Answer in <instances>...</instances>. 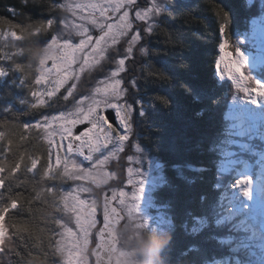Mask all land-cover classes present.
<instances>
[{
    "label": "snow or ice",
    "instance_id": "obj_1",
    "mask_svg": "<svg viewBox=\"0 0 264 264\" xmlns=\"http://www.w3.org/2000/svg\"><path fill=\"white\" fill-rule=\"evenodd\" d=\"M207 2L212 6L222 37L219 43L222 55L215 64L218 79L214 86L226 87L228 91L224 96L217 97L186 84H181V88L193 103H202L205 99L210 105L228 102L223 116V138L208 149L218 157L213 162V188L218 194L211 200L205 194L200 195L202 214L189 211L186 215L190 223L185 220L181 224L185 234L194 242L179 251L169 245L164 252V260L165 264H209V260L204 259V247L196 242L207 232L204 243H215L226 252L223 259L211 260V264H264V0H244L242 5L249 12L256 9L255 14L249 17L250 32L245 36L252 41L253 48H257L256 42L260 41L259 56L246 55L241 48L244 41L239 37L232 42L229 10L217 0ZM23 3L27 7L29 0H23ZM49 7L72 13L75 21L64 19L60 23L64 30L75 29L80 39L78 43H72L70 40L61 42L59 36L53 37L45 50L46 55L39 60L40 78L35 83H44L45 75L51 73L54 86L49 94H52L70 77L79 81L81 74L93 71L104 72V76L95 81L89 94L79 99L73 110L45 117L46 124L20 126L25 131L38 129L44 133L48 145L47 163L40 180L33 181L35 195L29 204L39 201L44 207L36 211L40 213L43 225L51 224L54 228L40 225L30 228V222L24 226L6 223L9 212L17 209L24 196L23 192H13V187L20 188L28 183L27 180L16 179V174L22 170L34 173L39 157L26 154V150H20L11 160L7 156L0 157V260L11 255L24 260L14 237L23 239L21 234L28 233L29 238L34 235L33 247L38 250L35 255L28 251L32 261L47 264L48 258L52 257V264H89L90 237L97 226V209L100 207L103 226L98 230L99 243L93 254L96 264H101L106 252L116 251V227L125 218L137 220L138 227L167 233L175 231L171 203H159L155 197L158 189L171 186L165 175V166L153 160L149 155L150 149L141 143L143 137L134 129V115L136 127H139L157 111L174 110L177 102L168 92L150 97L133 95L130 102L127 98L129 87L137 93L143 92L137 83L140 77L133 76L125 86L122 74L128 72L126 62L134 61L137 52L143 57L149 55L150 49L142 41L147 36L157 35V30L165 33L167 42L175 43L161 18H175L177 12L188 5L179 2L170 5L169 0H147L144 5L138 0H67L66 3H51ZM7 11L13 15L16 13L14 7ZM55 24L57 20L50 17L37 21L35 26L29 24L25 27L18 23L10 26L27 36H34ZM94 32L97 34L94 35ZM8 35L22 38L15 31L3 34L2 38L7 39ZM121 44L123 47H119ZM110 51L112 56H109ZM160 51L155 49L153 53ZM4 59L10 57L4 54ZM49 60L52 66L46 68ZM106 62L113 67L105 70L103 65ZM74 65L78 67L74 68ZM176 67L168 62H162L159 67L149 63L146 70L151 69L149 76L171 83ZM178 67L188 66L180 64ZM16 70L23 71V68L16 64ZM254 72L259 74L253 75ZM7 75L8 70L0 66V77ZM225 81L230 83L225 84ZM32 95L38 97L40 93L33 91ZM71 95L72 91H69L68 96ZM68 96L64 99L67 100ZM109 111L114 114L115 126L107 115ZM205 111L202 108L195 115L201 117ZM85 124L88 127L76 134L77 125ZM27 138L26 135L22 137ZM3 140L4 136L0 133V141ZM255 141L262 143L256 145ZM3 150H12L11 140ZM126 151L128 154L122 157ZM246 154L254 159L245 158ZM122 158L126 161V177L121 186L111 187V195L105 192L102 205L97 199L86 197L85 194L92 193L93 187L100 189L112 181H121L119 173L111 170L110 166L113 163L120 166ZM172 168L178 178L188 185L195 184L197 178L202 180V174L210 170L190 163L175 164ZM186 171L198 176L189 177ZM254 176L258 177L256 186L253 185ZM45 180L72 181L73 186L68 190L56 183L36 187L37 183L42 184ZM47 208L60 215L50 216ZM10 229L15 231L10 232ZM220 232L224 234H218Z\"/></svg>",
    "mask_w": 264,
    "mask_h": 264
},
{
    "label": "trees",
    "instance_id": "obj_2",
    "mask_svg": "<svg viewBox=\"0 0 264 264\" xmlns=\"http://www.w3.org/2000/svg\"><path fill=\"white\" fill-rule=\"evenodd\" d=\"M64 1L43 0L42 3H33L32 0H29L27 7H25L22 0H0V66L8 70L7 76L0 77V133L4 136V140L0 141V157L7 156L11 160L20 150H26V154L39 157L38 167L34 173L22 170L16 174V179L27 180L28 183L20 188L13 187V192H23L24 196L18 203L17 209L10 211L6 217V223L9 224L16 223L24 226L27 222H30L28 225L30 228L32 225L54 228V225L51 224L43 225L40 213L36 211V209L44 207L39 201L29 204V201L35 195L32 191L33 181L40 180L46 167L48 145L41 130L28 129L25 131L20 126L37 124L46 115L68 112L74 102L88 94L95 81L104 76V72L101 71H93L91 74L85 72L80 75L79 81L71 77L68 82L61 86L58 92L49 94L51 86L43 87L41 84L35 83L36 79L40 78L39 64L33 63L27 53L13 55L17 52V47L38 45L43 48L51 42L53 37L62 36L61 27L63 24L60 21L64 20V16H69L72 13L65 9H50L49 5L51 3H63ZM176 2L186 4L188 7L177 12L175 18L172 16L161 18L166 22V27L172 34L175 43L167 42L168 37L160 30H157V35L147 36L142 41L143 44L149 47L150 53L147 57H143L137 52L134 66L137 77H140L137 83L141 86L143 92L134 93L135 89L130 87L127 98L130 100L133 95L150 97L168 92L177 102L174 110L157 111L151 119L145 121L139 127L143 137L141 142L150 149L151 155L158 157L161 163L168 167L166 176L171 186L157 190L155 197L159 203H171L175 231L169 232L172 238L170 245H173L176 251H179L194 242L193 238L186 235L181 227L185 220L190 223V218L186 215L187 212L192 211L197 215L202 214L199 204L200 195L205 194L211 200L218 194L213 188L215 183V165L213 162L218 157L215 153L209 152L208 149L214 142L223 138L225 125L223 116L227 110V104L223 101L219 105H210L206 99L202 103H193L191 97L185 95L181 84L209 91L210 94L217 97L224 96L227 88H216L214 86V82L218 79L215 64L222 54L219 51V43L222 42V37L211 4L207 0H169L170 5ZM217 2L225 6L230 12L232 24L229 32L233 42L239 32L247 30L249 17L255 14L256 9H252L251 12L246 11L242 6L244 0H217ZM138 3L144 5L147 0H138ZM10 7L16 9L15 15L7 11ZM50 17L55 18L57 24L53 25L51 29L31 37L10 26L16 23L25 27L29 24L35 26L37 21ZM89 27L91 26L89 25ZM10 31H15L22 38L16 39L11 35H8L7 39L2 38L3 34ZM13 45L17 47H13ZM155 49L161 51L154 54L153 50ZM4 54H7L10 59H4ZM112 55L113 52L110 51L109 56ZM128 62H131V60ZM162 62L177 66L174 69L175 78L171 83L148 75V71L151 69L146 70V67L149 63L159 67ZM16 64H20L23 71L16 70ZM180 64H186L188 67L180 68L178 67ZM103 67L107 70L112 68L113 65L106 62ZM73 84H75V92L68 96ZM33 91L39 92L40 95L38 97L33 96ZM65 96H68L67 100L64 99ZM202 108L206 109L204 115L197 117L195 113ZM200 134H203V136H200ZM25 135L28 138L22 139ZM9 140L12 141V150L5 152L3 149L7 146ZM192 143L203 145L204 152L207 155L199 157L197 151L192 147ZM202 158L205 159V165H202ZM25 163H29L27 159ZM189 163L197 167L210 169L202 174V180L197 178L196 183L193 185H188L184 180L178 178L176 171L172 168L175 164L186 165ZM185 174L189 177L198 176V174L187 171ZM50 183H56L64 190H68L73 186L72 181L61 182L57 180L53 182L45 180L42 184L37 183L36 187H42ZM118 183L117 181L113 185L116 187L121 186ZM111 186L108 185L106 189ZM6 197L7 194L5 199ZM30 208L32 211H29ZM46 212L50 216L60 215L51 208H47ZM100 225L102 226V224ZM13 231L15 230L10 229V232ZM32 232L35 233L34 228ZM144 233L150 239L153 237L158 239L163 232L146 230ZM218 234L223 235L224 233L220 232ZM21 235H23V239L14 237V240L17 250L24 255V260L11 255L0 260V264H9V261H11V264H39L37 261H32V258L27 255L28 251H31L34 255L38 252L33 247L34 235L33 238H29L28 233H22ZM207 235L206 232L196 242L204 247V259L209 260V264H211V260L223 259L226 252L221 250L215 243L205 244L204 239ZM91 240L92 243L89 244L88 248L89 263L96 264V257L93 253L99 243L98 236L96 237L93 234ZM106 258L107 252L104 260ZM52 259V257H49L47 264H52Z\"/></svg>",
    "mask_w": 264,
    "mask_h": 264
},
{
    "label": "rangeland",
    "instance_id": "obj_3",
    "mask_svg": "<svg viewBox=\"0 0 264 264\" xmlns=\"http://www.w3.org/2000/svg\"><path fill=\"white\" fill-rule=\"evenodd\" d=\"M67 2V0H65L63 3H66ZM64 19H67L69 22H72V21H75V17H73L72 16V14H70L69 16H67L66 15V17L64 16ZM77 23H79L80 21H76ZM61 31H62V36H59V38L61 39V42H63L64 40H70L72 43H78V41H79V39H80V37H78L77 35H76V32H75V29H69V30H64L63 29V25H62V27H61ZM248 32H250V31H248ZM248 32H246V33H248ZM94 35L95 34H97V33H93ZM240 36V39L241 40H243L244 41V43H249V44H252V41L249 39V38H247L246 36H245V33H243V34H240L239 35ZM257 47H260V41L258 40L257 42ZM245 45V49L242 47V51H244L245 52V54L246 55H249V54H251V55H257V56H259L260 55V52H258V53H256V52H253L252 50H250V49H246V47H248V45L247 44H244ZM241 46H243V45H241ZM120 47H123V45L121 44L120 45ZM222 55V54H221ZM137 60H138V56H137ZM135 61H136V58L134 59V61L133 60H131V62H126V64H127V66H128V68H129V70H128V72H126V73H123L122 75L125 77V86H127V81L130 79V78H132L133 76H137V74L135 73V66H134V64H135ZM227 61H225V63H226ZM51 66H52V61H47L46 62V65H45V67L46 68H51ZM78 67V65H74V68H77ZM221 68H224V64H221ZM225 74H227L226 73V70H225ZM259 73L258 72H254L253 73V75H258ZM71 78V77H70ZM69 78V79H70ZM69 79L67 80V82L69 81ZM44 80H45V82L44 83H41V85L44 87V86H47V87H49V86H51L50 88L52 89V87L54 86L53 85V83H52V74L51 73H48V74H46L45 75V78H44ZM225 83H230V82H227V81H225ZM61 88V87H60ZM60 88L58 89V91L60 90ZM130 88V87H129ZM58 91H56V92H58ZM70 91H72V93H74L75 92V89H73V87L70 89ZM55 92V93H56ZM136 92V90L134 91V93ZM89 94V93H88ZM87 95V94H86ZM81 98H83V97H81ZM81 98H79V99H81ZM78 99V100H79ZM78 100H76V102L78 101ZM131 100L132 99H130L129 101L131 102ZM76 102H74V104H73V106H71L70 107V109H69V111H71V110H73V108H74V106H75V104H76ZM228 103V102H227ZM68 111V112H69ZM65 112V111H64ZM108 113H112L111 111H109ZM60 115V113L59 114H51V115H46L45 117H52V116H59ZM107 115H109V114H107ZM110 116V115H109ZM45 117H44V119L43 120H41L40 122H38V123H41V122H44L45 124L47 123L46 121H45ZM56 125H54V127H55ZM115 126V125H114ZM88 127V125H77V127H76V129L74 130L75 132H76V134H79V132L80 131H82V130H84L85 128H87ZM134 129H135V131H138L139 133H140V127H136V124H135V115H134ZM140 135H141V133H140ZM142 136V135H141ZM200 136H203V134H200ZM56 139L58 140L59 138L58 137H56ZM189 141H191V139H189V138H187ZM64 143L66 144L67 143V141H64ZM78 143V142H77ZM142 143V142H141ZM143 144V143H142ZM144 145V144H143ZM192 147L195 149V151H197V153H198V155H199V157H202L203 155H207V153L206 152H204V148H203V145H199L198 143H192ZM128 153H127V151L124 153V154H122V157L124 156V155H127ZM149 155H150V157L153 159V160H155L156 162H159V163H161V161L158 159V157H156V156H154V155H151L150 153H149ZM245 158H247V159H250V161H251V158L246 154L245 155ZM77 159H79V158H77ZM201 161H202V165H205V159H201ZM125 165H126V161L122 158L121 159V161H120V166H117L115 163H113L111 166H110V169L111 170H115V171H117L118 173H119V175L121 176V181H119V183H118V185L120 184L121 185V183L124 181V178L126 177V167H125ZM147 166V165H146ZM165 166V169H164V171H165V175H166V173H168V167H166V165H164ZM256 179H258V177L256 176L255 177ZM115 183H117V181H112V183L110 182L109 183V185H112L111 187H114V185L113 184H115ZM108 186V185H107ZM107 186H104V187H102V189L100 188V189H97V188H95V187H93V191H92V193L91 194H85V196L86 197H90V198H95V199H97V201H98V203L99 204H101L102 205V202H103V197H104V194H105V192H107V194L108 195H111V192H110V189H111V187L109 188V189H106V187ZM91 187V186H90ZM116 187V186H115ZM120 187V186H119ZM159 190V189H158ZM145 191H146V193H147V191H148V188L146 187V189H145ZM100 224H102V226H103V217H102V208L100 209V207H98V209H97V226H96V228L95 229H93L92 230V237H93V234L94 235H96V237L98 236V230L99 229H101L102 228V226L100 225ZM125 226L126 227V236L127 237H129V238H131V239H133V240H135L139 235H140V233L141 232H145L146 230H154V229H150L149 227H138V221L137 220H129V219H127V218H125V220L121 223V224H119L116 228H118L119 226ZM73 227H74V225H73ZM154 231H156V230H154ZM157 232V231H156ZM118 237V236H117ZM90 239H91V237H90ZM98 239H99V237H98ZM91 243H92V240H91ZM90 243V244H91ZM120 244H121V242H120V240H119V238H118V245H117V249L119 248V246H120ZM123 247V245L121 244V246H120V248L119 249H121ZM116 249V250H117ZM124 253H122V255H123ZM90 264V263H89Z\"/></svg>",
    "mask_w": 264,
    "mask_h": 264
},
{
    "label": "clouds",
    "instance_id": "obj_4",
    "mask_svg": "<svg viewBox=\"0 0 264 264\" xmlns=\"http://www.w3.org/2000/svg\"><path fill=\"white\" fill-rule=\"evenodd\" d=\"M23 2V0H22ZM33 3H42L43 0H32ZM31 37V35H29ZM13 47H17L13 45ZM46 47L41 48L38 45L30 47H17L16 54L27 53L33 63L39 64V60L46 55ZM117 236L123 245L118 251L107 252L106 260L101 264H164V252L171 243V235L163 232L159 238H149L148 235L141 232L135 239L126 236V227L116 228ZM121 253H124L121 255Z\"/></svg>",
    "mask_w": 264,
    "mask_h": 264
},
{
    "label": "water",
    "instance_id": "obj_5",
    "mask_svg": "<svg viewBox=\"0 0 264 264\" xmlns=\"http://www.w3.org/2000/svg\"><path fill=\"white\" fill-rule=\"evenodd\" d=\"M107 114H109L110 116V121L115 125V120H114V118H113V113H107Z\"/></svg>",
    "mask_w": 264,
    "mask_h": 264
}]
</instances>
